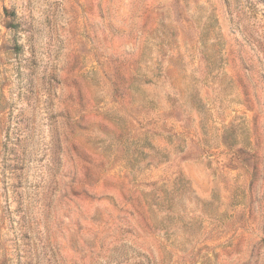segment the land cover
<instances>
[{"label":"rangeland","instance_id":"374dc122","mask_svg":"<svg viewBox=\"0 0 264 264\" xmlns=\"http://www.w3.org/2000/svg\"><path fill=\"white\" fill-rule=\"evenodd\" d=\"M0 264H264V0H0Z\"/></svg>","mask_w":264,"mask_h":264}]
</instances>
